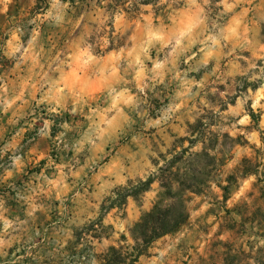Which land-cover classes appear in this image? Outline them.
<instances>
[{
    "label": "clouds",
    "instance_id": "1",
    "mask_svg": "<svg viewBox=\"0 0 264 264\" xmlns=\"http://www.w3.org/2000/svg\"><path fill=\"white\" fill-rule=\"evenodd\" d=\"M0 264H264V0H0Z\"/></svg>",
    "mask_w": 264,
    "mask_h": 264
}]
</instances>
